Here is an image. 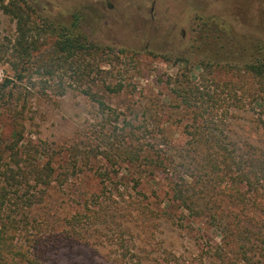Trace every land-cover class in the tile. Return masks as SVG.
Listing matches in <instances>:
<instances>
[{"label": "rangeland", "instance_id": "374dc122", "mask_svg": "<svg viewBox=\"0 0 264 264\" xmlns=\"http://www.w3.org/2000/svg\"><path fill=\"white\" fill-rule=\"evenodd\" d=\"M25 1L33 23L77 24L89 43L108 52L63 59L51 72L30 66L21 83L10 87L19 97V114L0 109V154L10 168L11 206L22 226L26 219L39 223L24 228L22 241L46 236L41 262L219 264L215 248L237 212H244L245 226L264 224L249 197L243 205L225 192L236 176L231 162L228 177L208 171L219 186L208 178L200 191L195 182L193 187L183 181L192 182L183 173L202 164L199 140L220 142L235 159L237 146L264 149L260 108L242 93L237 103L225 96L236 87L233 67L264 51V0ZM17 37L16 19L0 6V82L15 79ZM188 62L214 65L204 70L203 87L222 96L214 102V119H195V105L184 97ZM194 69L191 79L198 81L203 69ZM89 86L106 107L84 93ZM18 126L25 148L42 152L37 164L52 168L49 184L26 181L22 168L35 160L19 167L11 157L8 145ZM176 189L187 203L177 200Z\"/></svg>", "mask_w": 264, "mask_h": 264}, {"label": "trees", "instance_id": "16d2710c", "mask_svg": "<svg viewBox=\"0 0 264 264\" xmlns=\"http://www.w3.org/2000/svg\"><path fill=\"white\" fill-rule=\"evenodd\" d=\"M0 6L7 14L16 19L18 30V37L14 46V52L18 60L13 62L15 79L6 76L0 82V109L15 111L19 114L17 107L19 97L15 96L10 87L13 81L21 83L30 66L36 65L51 72L50 69L63 59L69 60L85 54H90L93 57L108 56L106 54L108 52H105L101 46L88 42L87 36L80 31L77 24L69 26L46 20L43 25L39 26L36 21L33 23L31 20V6L25 0H12L9 3H5V0H0ZM42 37L43 41L40 42ZM217 64L221 66L222 63ZM97 66L99 67V62H97ZM194 66L203 69L198 74V77L200 76L198 81L191 79L192 72L196 75ZM210 66L213 67L214 65L202 62L189 65L188 62L190 80H188L184 97H188L187 99L192 103L191 105H195V119L204 118L208 121V119H214L218 115V109L215 108L214 102L215 100L220 101L222 96L215 92L213 94L205 92L203 89L204 82H207L204 70ZM92 69L91 66L90 70H86L82 76L89 75ZM233 70L236 71V87H229L225 96L237 103L242 101L240 99L242 97H238V93H242V96L248 99L249 104L259 107L260 118L257 125L259 131L264 135V51L253 60L236 64ZM96 82L97 79L91 80V84H96ZM96 85L98 86V84ZM107 88L111 89L110 85H107ZM116 90L120 91L121 86L117 87ZM83 91L100 107L107 106L103 96L99 95V91H93L91 86ZM208 101L210 102L206 105ZM20 113L22 115L23 111L20 110ZM115 113L113 110L110 115L114 117ZM18 125L20 124L18 123ZM22 128L18 126L13 131V140L8 145L11 157L17 162L19 167L27 161H38L40 155H42V152L38 149H35L36 152H31V150L25 148L23 142L25 134ZM251 146L249 145V147ZM195 148L198 151V159L202 164H198L196 172H191V174L183 173L185 176L190 175L193 179L192 182L185 179L183 181L193 187L196 184L198 189L203 191L205 187L202 184L207 181L206 179L212 178L208 171L213 172L217 178L228 177L233 171L231 162L236 165V176L233 184L225 187V192L235 196L236 201L241 202L243 205H246L245 202L249 197L254 209L259 210L261 213H255V215L258 214L264 219V149L259 148L261 151L259 153L251 152L243 146H237L235 159L231 152L226 153L224 145L215 140L212 141V139L199 140ZM19 159H22V161L20 162ZM28 167H31V169L28 170ZM28 167H26L27 170L22 168V173L27 182L34 180L36 184L43 183L47 185L53 180L52 168L48 166L42 168L37 162L36 164L31 162ZM44 169L47 171L44 172ZM9 170V165L4 162L0 154V264H44V260L41 262L40 259L48 251L45 247L47 243L46 236L40 233L26 236L25 241L21 240L25 230L29 231L32 224L34 227H38L39 223H35V221L28 222V219H26L27 222L22 226L21 221H17L14 214L16 210H13L14 206H11L13 198L9 188V185H11L8 180L9 176H7ZM212 180L210 181L211 183L215 182L219 186L216 179L212 178ZM174 193L178 195V201L182 199L186 202L182 195L183 190L176 189ZM246 195L247 199L245 198ZM185 202L182 205H184V208H188V206H185ZM15 205L19 207L18 202ZM243 215L242 211L237 212L236 222L231 224V229L227 226L224 229L225 235L218 247L219 249L215 248L219 264H264V224L257 225L248 221L245 226L242 220L244 219ZM247 226L254 227V231ZM47 234L51 238H60L59 234H50V232Z\"/></svg>", "mask_w": 264, "mask_h": 264}]
</instances>
